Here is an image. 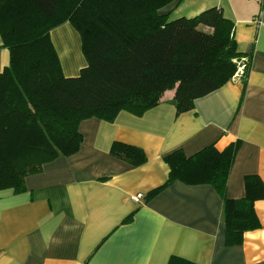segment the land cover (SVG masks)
<instances>
[{"label":"crops","instance_id":"0c3cea01","mask_svg":"<svg viewBox=\"0 0 264 264\" xmlns=\"http://www.w3.org/2000/svg\"><path fill=\"white\" fill-rule=\"evenodd\" d=\"M215 6L233 22V38L251 54L245 84L239 73L176 114L173 89L140 116L121 110L113 121L83 119L82 141L24 178L25 190H0V264H167L177 256L197 264H264V198L253 203L259 227L241 244L226 245L222 198L209 184L174 180L164 156H190L239 140L225 196H244V177L264 183V11L253 0H173L159 9L169 19ZM65 77L86 66L78 31L65 21L49 32ZM9 52L0 48V71ZM116 142L140 148L133 166L110 152ZM141 194L138 201L132 200ZM130 218L125 221L127 217Z\"/></svg>","mask_w":264,"mask_h":264},{"label":"trees","instance_id":"16d2710c","mask_svg":"<svg viewBox=\"0 0 264 264\" xmlns=\"http://www.w3.org/2000/svg\"><path fill=\"white\" fill-rule=\"evenodd\" d=\"M173 0H0V48L9 52L0 71V190H25L24 178L58 157L76 153L83 119L113 121L121 110L140 116L173 89L175 113L238 74L245 84L251 54L233 38V22L210 6L192 17L169 19L159 9ZM68 21L79 33L86 66L65 77L49 32ZM240 144H213L190 156H164L166 181L209 184L222 198L226 245L241 244L259 227L254 201L264 198L259 177H244L242 198L225 196ZM110 152L133 166L145 162L135 146L114 142ZM127 217L125 219L128 220ZM167 264H197L170 256Z\"/></svg>","mask_w":264,"mask_h":264},{"label":"built area","instance_id":"2783aa9c","mask_svg":"<svg viewBox=\"0 0 264 264\" xmlns=\"http://www.w3.org/2000/svg\"><path fill=\"white\" fill-rule=\"evenodd\" d=\"M253 1H255L258 4L261 11H264V0H253ZM241 72H242V67L238 69V73L240 74ZM140 197H141V194L138 193V194L133 195L131 199L138 201Z\"/></svg>","mask_w":264,"mask_h":264}]
</instances>
